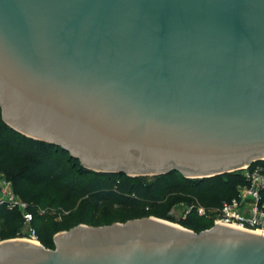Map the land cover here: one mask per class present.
<instances>
[{
    "label": "water",
    "instance_id": "1",
    "mask_svg": "<svg viewBox=\"0 0 264 264\" xmlns=\"http://www.w3.org/2000/svg\"><path fill=\"white\" fill-rule=\"evenodd\" d=\"M4 121L84 167L224 174L264 160V0H0ZM0 264H264V234L78 224Z\"/></svg>",
    "mask_w": 264,
    "mask_h": 264
},
{
    "label": "trees",
    "instance_id": "2",
    "mask_svg": "<svg viewBox=\"0 0 264 264\" xmlns=\"http://www.w3.org/2000/svg\"><path fill=\"white\" fill-rule=\"evenodd\" d=\"M59 154H66L69 162L77 159L60 145L24 136L0 120V174L13 183L15 193L26 203L27 211L32 214L31 225L36 228L40 243L50 249L55 248L51 238L55 232L68 230L79 222L92 223L93 219H82V213L89 211L87 204L79 205L78 201L82 197L87 198L92 212H96L100 202L110 210L117 205L120 212L119 216H115L119 219L114 218L107 223L111 224L148 216L144 209L147 203H155L160 197L172 194L189 195L194 205L202 206L212 213L224 200L236 194L239 184L246 183L242 169L202 178H186L178 170H172L145 181L146 176L96 172L80 164L78 175L67 183L62 177H47L44 172L50 169L51 164L60 167L67 163L63 159L65 157ZM256 163L264 164V160L252 162L250 167ZM201 182L208 185V188L196 186ZM262 197L264 199V191ZM53 205L58 211L50 216L49 210ZM192 216L195 218L190 219ZM56 217L59 220L55 222ZM201 217L193 208L182 223L185 227H192ZM0 220L2 240L14 237L22 228L24 219L19 210L9 209L2 204ZM40 223L45 226L43 230L36 227ZM210 225L213 226V219Z\"/></svg>",
    "mask_w": 264,
    "mask_h": 264
},
{
    "label": "rangeland",
    "instance_id": "3",
    "mask_svg": "<svg viewBox=\"0 0 264 264\" xmlns=\"http://www.w3.org/2000/svg\"><path fill=\"white\" fill-rule=\"evenodd\" d=\"M0 120L3 123H5L8 127L12 128L11 126H9L4 121L3 116H2L1 106H0ZM24 136H26V135H24ZM29 138H32V137H29ZM32 139H34V138H32ZM67 152L69 153V155H71L68 150H67ZM61 155L63 157H65L63 159H65L67 163L66 164H62L60 167H57L54 164H51L50 169H45L44 172H45V175L47 177L59 176V177H62L63 181H65L67 183H70L78 175L79 164L82 165V163H81V160L79 158H77V157H76L77 159H75L74 161H71V162H73V163H71V162H69L70 159L68 158V156L66 154L65 155L64 154H59L58 156H61ZM71 156H73V155H71ZM67 158H68V160H67ZM50 163H52V162H50ZM68 174L71 177L67 179V177H69V176H67ZM40 177H42V176H40ZM144 178L147 179V180L145 179V181H148L150 179H153V176H146ZM3 180L9 181L3 175L0 176V199L4 198L5 195H6V197H9L10 194H11L14 197V199L18 202L13 209L19 210L20 213L23 215L25 209L27 210V207L23 208L20 205L21 199L15 193V187H14L13 183H11L10 181H9L10 182V188H9L10 189V193L4 195V192H3V190H4V181ZM196 186H198L200 188L201 187L202 188L203 187L208 188V185H206V184H204L202 182L200 184L196 185ZM78 203H79V205L80 204H83V205L87 204L89 206V208H88L89 211H86V212L82 213V215H83L82 219H87V218L93 219L92 223H87V222L84 221V222H79L78 224H86V225H92V226H102V225H107V223L110 220L114 219V218L119 219V217L115 216V215L119 216V212H120V209L117 208V205L114 206L113 210H110L103 202H100L99 207L96 210V212H92L91 205L88 203V200H87L86 197H82L81 199H79ZM194 204L195 203H194L193 198L190 197L189 195H186V194L185 195L184 194H172V195L164 196L162 198L160 197L159 199H157V202H155V203H150V202L147 203L144 206V209L148 213V216H153V217H157V218H160V219H164L166 221L177 223V224L185 227V225H183V223H182L184 221V219H185L184 217L181 216L182 209L190 208L192 210L193 207H194ZM1 205L2 204H0V206ZM172 209H174V213L173 214H171V210ZM56 211H58L57 207L53 205L50 208V210H49L50 216L54 215L56 213ZM212 216H213L212 213L206 212V215L202 216L201 217L202 219H198L196 224H194L192 227H186V228H189V229L194 230V231L197 230V229H203V228L206 229V227L210 228V227H212V225H210V221L212 219ZM91 217H93V218H91ZM172 217L174 219H172ZM193 218H195V217L192 216L190 219H193ZM58 220H59V217L54 218L55 222L58 221ZM1 227H2V221L0 220V228ZM27 227H28V224L23 220L22 228L20 229V231H17V233H15L14 237H12V238L26 237L25 235H26ZM36 227L41 229V230H43L45 226L42 223H40V224H37ZM61 231H64V230H59V231L55 232L54 234H52L51 238L54 241V243H55V236ZM22 239H24V238H22ZM2 240H4V239H2ZM2 240L0 239V241H2Z\"/></svg>",
    "mask_w": 264,
    "mask_h": 264
},
{
    "label": "built area",
    "instance_id": "4",
    "mask_svg": "<svg viewBox=\"0 0 264 264\" xmlns=\"http://www.w3.org/2000/svg\"><path fill=\"white\" fill-rule=\"evenodd\" d=\"M251 164L240 169L243 170L246 183L237 186L236 194L228 200H224L219 207L213 210V224L220 223L231 225L243 229H249L260 234H264V199L262 193L264 191V164L256 163L252 167ZM0 176H2L0 174ZM4 181V195L10 193V182ZM18 202L10 194L9 197L0 199V204H5L7 208L12 209ZM20 205L26 208V203ZM200 216L206 215V209L199 205H194ZM191 209H182L181 216L185 217ZM174 209L171 210V214ZM23 219L28 224L25 240L40 243L39 236L35 227L31 224L32 214L25 209Z\"/></svg>",
    "mask_w": 264,
    "mask_h": 264
},
{
    "label": "bare ground",
    "instance_id": "5",
    "mask_svg": "<svg viewBox=\"0 0 264 264\" xmlns=\"http://www.w3.org/2000/svg\"><path fill=\"white\" fill-rule=\"evenodd\" d=\"M32 242V241H31Z\"/></svg>",
    "mask_w": 264,
    "mask_h": 264
}]
</instances>
